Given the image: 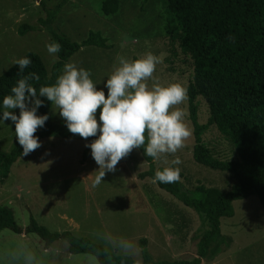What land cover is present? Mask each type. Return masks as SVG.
<instances>
[{"label":"rangeland","instance_id":"obj_1","mask_svg":"<svg viewBox=\"0 0 264 264\" xmlns=\"http://www.w3.org/2000/svg\"><path fill=\"white\" fill-rule=\"evenodd\" d=\"M42 1L50 8L61 0H0V77L15 65V59L31 52L42 58L49 72L57 62V53L49 54L45 47L51 38L39 25L45 17ZM105 1L67 0L58 14L53 24L58 33L82 43L90 32H100L110 46L84 47L68 62L89 70L97 89H102L119 66L118 57L132 61L147 52L159 56L160 63L145 83L149 88L179 83L186 89L183 102L172 108L183 109L190 135L176 153L155 159V170L179 167L178 181L189 191L197 186L229 191L235 184L229 173L194 160L195 137L188 102V86L196 81L194 63L182 51L179 34L168 33L171 17L165 0H117L118 10L112 15L103 12ZM24 24L40 29L21 36L18 30ZM199 85L203 93L196 101L198 120L205 125L210 117L209 100L216 97L217 90L203 81ZM104 91L106 96L107 89ZM12 111L19 114V109ZM50 120L64 124L55 104L50 109ZM15 142L14 125L8 120L0 123V151L9 152ZM39 142L41 147L20 157L8 177L0 178V206L13 209L24 230L23 234L8 229L0 233V264H101L93 255L70 254L63 239L49 245L36 234H26L31 217L53 233L72 232L139 263L142 238L148 240V251L155 261L196 256L199 238L206 230L205 219L160 189L153 179L140 177L149 164L138 148L121 158L113 171L106 170L97 183L99 166L85 147L89 140L51 137ZM203 142L218 160H240L233 144L216 126L208 128ZM176 157L181 163L172 165ZM233 205L235 216L221 220L227 241L222 245L225 252L214 264H264V208L258 196Z\"/></svg>","mask_w":264,"mask_h":264},{"label":"trees","instance_id":"obj_2","mask_svg":"<svg viewBox=\"0 0 264 264\" xmlns=\"http://www.w3.org/2000/svg\"><path fill=\"white\" fill-rule=\"evenodd\" d=\"M171 17L169 35L179 34V45L185 54H189L194 63L195 82L188 86L190 120L194 129V160L212 170L229 173L235 184L223 192L197 186L186 190L180 181L172 183L156 182L157 186L172 195L188 208H192L205 219L206 230L198 241L195 257L175 261H155L148 251V240L139 241L142 262L131 257L106 250L102 245L72 232L53 233L47 227L38 224L31 217L26 234H36L47 244L58 240L68 243L70 254H88L95 256L101 264H202L204 258H216L223 252L222 245L227 237L222 234L221 219L235 216L233 203L258 196L264 208V0H165ZM61 0L54 7H46L41 2L45 17L39 20L40 28L47 31L52 41L61 45L57 53L58 60L51 72L46 68L37 53H28L32 63L18 73L16 65L0 77V100L10 94L15 82L29 72L39 75L38 81L29 82L38 91L41 85H51L62 73L63 65L82 48L94 46L109 49L107 39L100 32H90L82 42H73L64 34L58 33L53 24L66 5ZM117 0H106L103 12L115 14ZM24 24L18 34L21 36L40 29ZM136 60V59H135ZM203 81L217 90L215 98L209 100L210 117L208 123L201 125L198 120L197 98L202 95L199 82ZM38 109L39 114L47 113L49 119L44 127L34 133L39 140L51 137L64 139L78 138L89 140L95 137L81 138L70 133L64 124L50 120V103L44 97ZM210 126H216L235 147L239 161H221L214 158L203 142V135ZM147 142V141H145ZM143 151V145L138 148ZM22 147L14 143L9 152L0 151V178L10 174L12 165L20 158ZM145 155V154H144ZM149 169L140 175L152 179L155 173V159L146 156ZM11 230L23 234L13 209L0 206V233Z\"/></svg>","mask_w":264,"mask_h":264},{"label":"clouds","instance_id":"obj_3","mask_svg":"<svg viewBox=\"0 0 264 264\" xmlns=\"http://www.w3.org/2000/svg\"><path fill=\"white\" fill-rule=\"evenodd\" d=\"M45 47L49 54L61 49L56 41ZM117 59L119 66L104 81L102 89H97L89 70L78 68L72 62L63 65L62 73L53 84L41 85L38 91L29 82L40 79L35 72L15 82L10 94L0 100V123L8 120L14 125L22 156L41 147L34 133L38 127H44L49 116L47 113L37 115L44 103L40 97L55 104L70 133L85 139L95 137L85 147L90 149L92 159L99 166L97 183L106 170L113 171L118 161L133 148L143 145L146 156L159 159L161 154H174L182 147L190 132L184 123L183 109L172 106L183 102L186 89L179 83L147 86L145 81L160 63L159 56L151 52L132 61L124 57ZM31 63L28 56L14 60L18 73H23ZM104 89H107L106 96ZM13 109H19V114ZM180 163L179 157L171 161L172 165ZM179 173V167H164L155 171L152 179L154 183H172L179 179Z\"/></svg>","mask_w":264,"mask_h":264},{"label":"crops","instance_id":"obj_4","mask_svg":"<svg viewBox=\"0 0 264 264\" xmlns=\"http://www.w3.org/2000/svg\"><path fill=\"white\" fill-rule=\"evenodd\" d=\"M236 202V201H235ZM234 204V203H233ZM223 219V218H222ZM221 219V220H222ZM222 230V229H221ZM225 237H226V235H224ZM223 252H225V251H223ZM222 252V253H223ZM219 255H221V254H219ZM219 255L216 257V258H214V259H208V257L207 258H204L203 260H202V264H204V262H208V263H213L214 264V261L219 257ZM195 257V256H194Z\"/></svg>","mask_w":264,"mask_h":264},{"label":"water","instance_id":"obj_5","mask_svg":"<svg viewBox=\"0 0 264 264\" xmlns=\"http://www.w3.org/2000/svg\"><path fill=\"white\" fill-rule=\"evenodd\" d=\"M37 1H40V0H37Z\"/></svg>","mask_w":264,"mask_h":264}]
</instances>
